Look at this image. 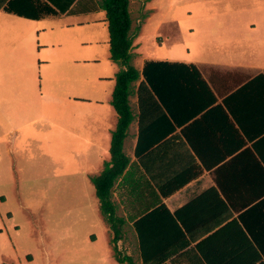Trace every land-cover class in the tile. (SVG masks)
<instances>
[{"label":"crops","instance_id":"0c3cea01","mask_svg":"<svg viewBox=\"0 0 264 264\" xmlns=\"http://www.w3.org/2000/svg\"><path fill=\"white\" fill-rule=\"evenodd\" d=\"M44 7L57 13L14 11ZM128 12L139 77L122 143L128 162L110 192L114 235L90 179L110 159L118 120L110 102L125 68L110 58L105 11L99 0L0 7L1 71L20 76L0 92L30 85L36 102L56 101L68 125H82L86 234L106 241L82 253V264H125L114 249L131 264H264V0H128ZM141 82L153 99L138 100Z\"/></svg>","mask_w":264,"mask_h":264},{"label":"rangeland","instance_id":"374dc122","mask_svg":"<svg viewBox=\"0 0 264 264\" xmlns=\"http://www.w3.org/2000/svg\"><path fill=\"white\" fill-rule=\"evenodd\" d=\"M4 60L0 84L17 82L20 76L1 71ZM22 78L37 83V75ZM37 94L30 85L0 92L7 112L0 110V264H82V253L106 243L86 234L90 220L83 216L92 203H82V125H68L66 111L57 113L61 105L38 103Z\"/></svg>","mask_w":264,"mask_h":264},{"label":"trees","instance_id":"16d2710c","mask_svg":"<svg viewBox=\"0 0 264 264\" xmlns=\"http://www.w3.org/2000/svg\"><path fill=\"white\" fill-rule=\"evenodd\" d=\"M0 1V7L2 5ZM100 7L105 11L107 28L109 33L110 58L124 65V69L118 70L115 74V85L112 91L111 105L118 115L115 129L111 133L109 154L110 159L103 163L99 175L91 177L95 189V195L99 202V210L105 221L109 224L114 235L118 233L117 223L120 221L115 216V205L111 201V188L117 178L124 171L128 158L122 151V143L125 131L132 120V114L128 104V97L131 93L132 84L139 77L138 71L130 65V46L132 43L131 20L128 12V0H99ZM31 7V5H30ZM8 8V7H7ZM7 11H12L8 8ZM15 13L30 18H38L41 15H51L57 12L50 8H30L22 11L14 10ZM138 100L153 99L146 85L142 82L137 88ZM115 239V238H114ZM114 255L118 262L131 264L129 258L119 257L114 249Z\"/></svg>","mask_w":264,"mask_h":264}]
</instances>
